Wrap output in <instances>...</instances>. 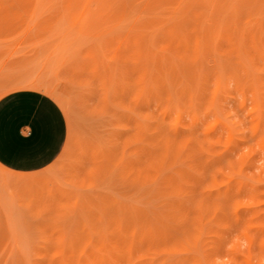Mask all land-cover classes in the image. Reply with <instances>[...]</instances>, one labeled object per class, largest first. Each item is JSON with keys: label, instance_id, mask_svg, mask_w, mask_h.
<instances>
[{"label": "rangeland", "instance_id": "obj_1", "mask_svg": "<svg viewBox=\"0 0 264 264\" xmlns=\"http://www.w3.org/2000/svg\"><path fill=\"white\" fill-rule=\"evenodd\" d=\"M27 86L67 138L0 167V264H264V0H0Z\"/></svg>", "mask_w": 264, "mask_h": 264}, {"label": "crops", "instance_id": "obj_2", "mask_svg": "<svg viewBox=\"0 0 264 264\" xmlns=\"http://www.w3.org/2000/svg\"><path fill=\"white\" fill-rule=\"evenodd\" d=\"M19 89L0 98V167L25 175L50 166L67 138L58 102L43 91Z\"/></svg>", "mask_w": 264, "mask_h": 264}, {"label": "bare ground", "instance_id": "obj_3", "mask_svg": "<svg viewBox=\"0 0 264 264\" xmlns=\"http://www.w3.org/2000/svg\"><path fill=\"white\" fill-rule=\"evenodd\" d=\"M224 1V0H223ZM227 1H229V0H227ZM232 1V0H231ZM234 2V1H233ZM230 3H232V2H230ZM236 6V5H235ZM232 7V6H231ZM237 8V7H236ZM236 8H234V9H236ZM227 11V10H226ZM36 82V81H35ZM35 82L33 83V85L35 84ZM30 83V82H29ZM32 84V83H31ZM37 85V84H36ZM81 181H82V179H81ZM29 186V185H28ZM85 186V185H84ZM79 187V186H78ZM201 216V215H200ZM202 220V219H201ZM200 229V228H199ZM150 230V229H149ZM196 232V231H195ZM194 236V235H193ZM197 239H198V236H199V234L197 233ZM188 239V238H187ZM195 239H192V242L194 241ZM196 241V240H195ZM184 244H186V243H184ZM187 245H189V243L187 244ZM181 246V245H180ZM184 249V248H183ZM190 249V248H189ZM185 250V249H184ZM167 254V253H166ZM169 255V254H168ZM167 255V256H168ZM172 255V254H171ZM170 255V256H171ZM104 257V256H103Z\"/></svg>", "mask_w": 264, "mask_h": 264}]
</instances>
